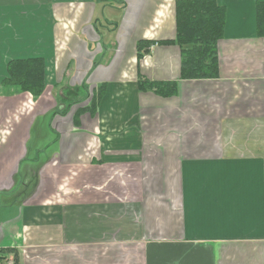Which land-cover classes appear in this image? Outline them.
<instances>
[{
  "label": "crops",
  "instance_id": "crops-1",
  "mask_svg": "<svg viewBox=\"0 0 264 264\" xmlns=\"http://www.w3.org/2000/svg\"><path fill=\"white\" fill-rule=\"evenodd\" d=\"M108 1L0 0L2 262L264 264V37L255 18L264 0H216L226 12L219 75L190 81L179 80L175 46L137 60L139 40L174 38L176 0H112L123 11L101 60L91 10ZM78 10L74 29L88 44L64 20L57 29L58 16ZM36 58L40 97L1 86L10 61ZM138 75L177 82V93H140ZM62 83L106 89L92 114L86 93L49 121ZM79 167L81 188L71 191Z\"/></svg>",
  "mask_w": 264,
  "mask_h": 264
},
{
  "label": "trees",
  "instance_id": "trees-1",
  "mask_svg": "<svg viewBox=\"0 0 264 264\" xmlns=\"http://www.w3.org/2000/svg\"><path fill=\"white\" fill-rule=\"evenodd\" d=\"M175 36L172 39L151 41L139 40L136 43L138 63L144 54L154 46H175L180 53L179 80H210L216 79L218 73L217 42L223 38L225 26V9L216 0H176L175 1ZM256 35L264 37V1L257 2L255 8ZM2 87L17 88L32 97H40L45 90L44 62L40 58L13 60L7 64V77L1 82ZM81 87H85L82 85ZM80 87V88H81ZM87 89V87H85ZM82 88V89H85ZM62 97L73 95L74 100H65L64 108L76 104L79 87H64ZM81 89V90H82ZM105 84L91 90L89 113L95 111L105 92ZM137 89L140 93H152L160 98H171L177 93V82L151 81L141 75L137 77ZM87 91V90H86ZM88 93V92H87ZM89 94V93H88ZM79 97V96H78ZM66 101L70 103L65 104ZM59 99H58V101ZM55 110V109H54ZM53 110V111H54ZM64 111V110H63ZM54 113V114H52ZM50 114L51 121L59 111ZM81 113V111H77ZM38 168L36 169L37 173ZM7 253L16 251L8 250ZM0 262L2 259L0 258Z\"/></svg>",
  "mask_w": 264,
  "mask_h": 264
},
{
  "label": "rangeland",
  "instance_id": "rangeland-1",
  "mask_svg": "<svg viewBox=\"0 0 264 264\" xmlns=\"http://www.w3.org/2000/svg\"><path fill=\"white\" fill-rule=\"evenodd\" d=\"M91 11L93 12V16L91 18V25L94 29H95V27L97 28L99 40L97 42V45L90 44V43L89 44L92 45V49L95 48L96 46L100 47L101 54L99 56H101V60H102L104 55H105V58H107L108 55H109V57H111V53H113V49L115 47L114 37L116 35V33H115L116 24L119 23V19L121 17L123 9H121L120 4H117L116 1L114 2L112 0H109L108 2H105V3L96 4L95 10L94 11L91 10ZM71 18H72V16L71 17L66 16V15H63L62 17L58 16L57 21H56V24H58L57 29L59 30L61 28V20H64V27L63 28H64V30H67L68 35H76L78 40H81V41L88 44V42L85 40V38L83 36L82 31L80 30L79 32H77L74 29V27L78 28L80 22H82V20L84 19L82 10H78L77 15L72 18V20L74 22H72ZM65 45H66V42L64 43V41H59V37H58L57 38V48H63V46H65ZM108 60H109V58H108ZM97 64H98V62L95 61L94 65H97ZM64 86H65V83H62L57 88V90L60 89L59 93L57 95L58 99H59V97L60 98L62 97V92L65 90L63 88ZM81 86H79V89H80V94H78L79 97L76 96V100H79V101L82 99V95L84 96V98L86 96L87 97L91 96V90L86 89L85 87H81ZM60 87H62V88H60ZM70 88H74V87H70ZM82 88H85V89H82ZM86 90L89 93L87 95H86V93H87ZM74 97H73V95H70V96L68 95V96H66V98H62L61 99L62 101L60 103L58 102V104H57L58 108L56 107L54 111H59V108H61V110H63L64 106H61V105H63L62 102L64 100H68V99H70V101L72 99L74 100ZM58 99H57V101H58ZM54 100H56V97H54ZM57 101H55V102H57ZM70 101H66L65 104L70 103ZM75 105H77V103ZM68 107H70V106H68ZM54 111H51L50 113H52ZM52 114H54V113H52ZM41 165H46V163L44 162ZM23 172H24V169H23V167H21L19 173L23 174ZM70 176L73 177L70 181L72 183H74V185H68V188L72 189L71 191L80 189L81 184H82V181H81L82 171H81L80 167L75 168L73 170V176L71 174H70ZM35 177H36V172H35ZM108 186H109V183H108ZM104 188L105 187L103 186L102 190ZM123 262H130L132 264L131 260H129V259H127Z\"/></svg>",
  "mask_w": 264,
  "mask_h": 264
},
{
  "label": "built area",
  "instance_id": "built-area-1",
  "mask_svg": "<svg viewBox=\"0 0 264 264\" xmlns=\"http://www.w3.org/2000/svg\"><path fill=\"white\" fill-rule=\"evenodd\" d=\"M0 264H13V262L12 261L0 262Z\"/></svg>",
  "mask_w": 264,
  "mask_h": 264
}]
</instances>
